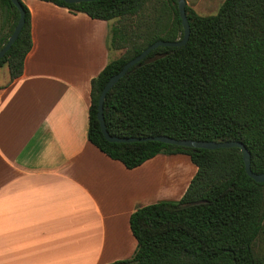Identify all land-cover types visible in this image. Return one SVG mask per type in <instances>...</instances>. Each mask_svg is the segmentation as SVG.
<instances>
[{
	"label": "trees",
	"instance_id": "obj_1",
	"mask_svg": "<svg viewBox=\"0 0 264 264\" xmlns=\"http://www.w3.org/2000/svg\"><path fill=\"white\" fill-rule=\"evenodd\" d=\"M0 58L10 81L31 49L30 14ZM111 20L109 49L122 51L90 81L88 140L109 158L134 168L163 154H185L196 170L175 201L136 207L129 258L106 264H264L255 240L264 232V182L244 169L238 147H185L161 141L111 142L96 117L99 94L113 74L157 39L183 34L176 0H44ZM186 43L159 46L108 90L103 118L116 136L167 135L205 141H241L250 168L264 172V0H223L213 15L185 4ZM11 0H0V48L18 20Z\"/></svg>",
	"mask_w": 264,
	"mask_h": 264
},
{
	"label": "crops",
	"instance_id": "obj_2",
	"mask_svg": "<svg viewBox=\"0 0 264 264\" xmlns=\"http://www.w3.org/2000/svg\"><path fill=\"white\" fill-rule=\"evenodd\" d=\"M21 1L30 14L31 49L14 80L0 66V264L128 257L136 246L131 212L176 197V179L174 192L161 195L169 168L157 180L156 173L163 161L186 164L188 156L159 153L129 169L97 149L87 137L90 81L118 56L108 46L112 21Z\"/></svg>",
	"mask_w": 264,
	"mask_h": 264
},
{
	"label": "water",
	"instance_id": "obj_3",
	"mask_svg": "<svg viewBox=\"0 0 264 264\" xmlns=\"http://www.w3.org/2000/svg\"><path fill=\"white\" fill-rule=\"evenodd\" d=\"M65 3H79L81 1H89V0H62ZM18 0H11V3L15 5V7L19 11V17L18 20L13 28V31L11 32V35L8 36L7 41L4 43V45L0 48V58L8 51L11 44L15 41V38H17L23 24H24V10L20 3H18ZM179 17L181 19L183 34L180 39L173 40V41H167L162 39H157L150 45H148L146 48H144L138 55L133 57L132 59L128 60L122 68L108 79L104 87L102 88L98 102H97V120L100 125L101 132L105 139L111 142H137V141H161L164 143H169L173 145H179V146H185V147H194V148H206V149H214V148H220V147H238L241 152L242 160L244 163V169L247 175H249L252 179H254L257 182H264V172L261 173H255L250 168V153L248 152L247 148L241 141L237 140H227V141H205V140H193V139H181V138H174L167 135H150V136H116L111 135L106 129L104 118H103V102L106 96V93L108 90L123 76L126 71L132 67L135 64H139V61L142 60L149 52L159 46L163 47H177L182 46L186 43L188 37H189V23L187 19V15L185 12V4H187L186 0H176Z\"/></svg>",
	"mask_w": 264,
	"mask_h": 264
},
{
	"label": "rangeland",
	"instance_id": "obj_4",
	"mask_svg": "<svg viewBox=\"0 0 264 264\" xmlns=\"http://www.w3.org/2000/svg\"><path fill=\"white\" fill-rule=\"evenodd\" d=\"M223 0H186L187 4L190 5L198 14L200 15H213L216 14L219 8V5L222 3ZM109 36H108V42H109ZM115 51V50H114ZM119 53H122V51H118L117 55H119ZM185 159L187 161V163H183V162H178V163H172L169 165L168 162H162L161 164V169H159V171H157L156 173V177L155 180H157L156 178H158V176L161 174V176L163 175V172H165L164 170H166L167 168H169L168 170L171 171L170 172V176L168 175V173H166V176L164 177V182H168V184H162L161 185V195L162 198H165L167 196V192L171 191L174 192V188H177V193H176V197H171L168 199H162V200H169V201H175L182 193L183 190H185L186 186H185V182L187 181V179H190L192 177V175L194 174L192 172V169L194 167V165L191 163V161L189 160L188 157L185 156ZM178 165V167H177ZM188 165V166H187ZM169 166V167H168ZM161 172V173H158ZM159 174V175H158ZM173 179L178 180V184L177 186H173ZM171 185V186H170ZM171 187V188H170ZM255 254L257 256H259L260 258H262L264 261V232H262L257 239L255 240V245L253 247ZM133 254V253H132ZM131 254V255H132ZM131 255H129L128 257H124L125 258H129L131 257Z\"/></svg>",
	"mask_w": 264,
	"mask_h": 264
}]
</instances>
